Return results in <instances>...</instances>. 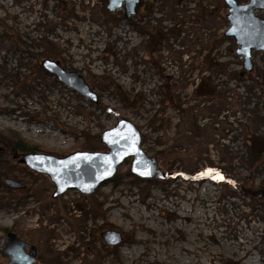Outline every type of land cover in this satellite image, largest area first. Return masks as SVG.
I'll return each mask as SVG.
<instances>
[{
  "label": "rangeland",
  "instance_id": "1",
  "mask_svg": "<svg viewBox=\"0 0 264 264\" xmlns=\"http://www.w3.org/2000/svg\"><path fill=\"white\" fill-rule=\"evenodd\" d=\"M141 3L126 19L107 0H0V239L23 238L36 264H264V54L243 72L223 0ZM46 59L97 103L44 71ZM120 119L169 178L138 179L128 159L92 195L52 199L48 177L10 153L18 135L57 158L107 153L100 135ZM107 230L120 245L103 243Z\"/></svg>",
  "mask_w": 264,
  "mask_h": 264
},
{
  "label": "water",
  "instance_id": "2",
  "mask_svg": "<svg viewBox=\"0 0 264 264\" xmlns=\"http://www.w3.org/2000/svg\"><path fill=\"white\" fill-rule=\"evenodd\" d=\"M139 0H107L106 9L109 13L123 9L125 17L134 16ZM227 9L225 20L228 28L225 38L232 39L235 45V55L242 59L243 72L253 70L251 52L264 54V19L256 15L257 11L264 12V0H248L246 4H239L235 0H223ZM41 68L54 76L64 87L71 89L80 96L97 103L98 97L91 90L84 79L74 72H67L57 62L43 60ZM100 143L108 150L107 153L76 152L63 158L42 153H26L20 156L18 163L29 171L39 175H46L54 186L52 199L62 196L67 191H77L81 195H92L103 183L110 181L116 174L118 167L131 159L130 173L138 179L150 181L162 180L170 177L163 172L155 158H148L141 149V136L136 127L124 119L100 135ZM4 184L15 190H22L25 185L11 178L4 179ZM107 246L120 245L121 233L107 230L100 235ZM6 242L5 248L0 247L3 257L12 254V248L27 246L19 237L9 232L1 240ZM22 257L18 264H33L35 249Z\"/></svg>",
  "mask_w": 264,
  "mask_h": 264
},
{
  "label": "flooded vegetation",
  "instance_id": "3",
  "mask_svg": "<svg viewBox=\"0 0 264 264\" xmlns=\"http://www.w3.org/2000/svg\"><path fill=\"white\" fill-rule=\"evenodd\" d=\"M145 7H144V4H142L141 3V0H139V2H138V4H137V7H136V10H135V14H137V13H142L143 12V9H144ZM123 10V9H122ZM124 11V10H123ZM124 14H125V12H124ZM134 14V15H135ZM133 17V16H132ZM126 18V17H125ZM131 18V17H130ZM126 19H129V18H126ZM0 152H1V150H0ZM18 161V160H17ZM22 165V164H21ZM23 166V165H22ZM25 167V166H24ZM26 168V167H25ZM26 188V187H25ZM24 188V189H25ZM24 189H22V190H24ZM18 191H21V190H18ZM11 233H13V232H11ZM7 234V233H6ZM5 234V235H6ZM14 234V233H13ZM5 235H4V237H5ZM17 237H19L23 242H25L26 244H27V246H24V247H14V248H12V254L11 255H9V256H6V257H3L2 255H0V264H18L17 262L18 261H20L21 259H22V257H24L25 255H27L29 252H30V247L29 246H31V247H33L34 249H35V255H34V263L33 264H36V263H38L39 261V257H38V254H37V250H36V248L33 246V245H31V244H29L27 241H25L23 238H21L20 236H18L17 234H15ZM3 237V238H4ZM3 238H1L0 239V242H1V240L3 239ZM7 246V244H6V242L3 244V245H1L0 244V247H2V248H5Z\"/></svg>",
  "mask_w": 264,
  "mask_h": 264
},
{
  "label": "trees",
  "instance_id": "4",
  "mask_svg": "<svg viewBox=\"0 0 264 264\" xmlns=\"http://www.w3.org/2000/svg\"><path fill=\"white\" fill-rule=\"evenodd\" d=\"M152 37H155V35H153ZM223 38H225L223 36ZM226 39V38H225ZM228 39V38H227ZM166 90L168 91V87L166 86ZM263 97H264V92H263ZM10 153H16V155H18L17 157L23 155V154H26V153H38L37 152V149L33 146H28L21 138L20 136L18 135L17 137H14V144H13V147L11 148L10 150ZM254 158H251V160H253ZM254 162H255V159H254ZM253 162V163H254ZM245 195L249 198H251V196H255L256 195L253 193L252 194V191L249 189V190H245ZM264 197V195H263Z\"/></svg>",
  "mask_w": 264,
  "mask_h": 264
},
{
  "label": "snow or ice",
  "instance_id": "5",
  "mask_svg": "<svg viewBox=\"0 0 264 264\" xmlns=\"http://www.w3.org/2000/svg\"><path fill=\"white\" fill-rule=\"evenodd\" d=\"M209 172L211 173V170H209ZM213 178H216L215 176H213ZM220 179H223V177H220Z\"/></svg>",
  "mask_w": 264,
  "mask_h": 264
},
{
  "label": "bare ground",
  "instance_id": "6",
  "mask_svg": "<svg viewBox=\"0 0 264 264\" xmlns=\"http://www.w3.org/2000/svg\"><path fill=\"white\" fill-rule=\"evenodd\" d=\"M150 230V229H149ZM248 253V252H247ZM245 258V257H244Z\"/></svg>",
  "mask_w": 264,
  "mask_h": 264
}]
</instances>
